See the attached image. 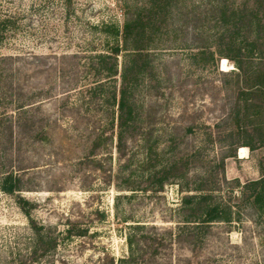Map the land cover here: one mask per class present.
Wrapping results in <instances>:
<instances>
[{"label":"rangeland","instance_id":"374dc122","mask_svg":"<svg viewBox=\"0 0 264 264\" xmlns=\"http://www.w3.org/2000/svg\"><path fill=\"white\" fill-rule=\"evenodd\" d=\"M144 2L0 0V56H11L1 65L0 118L15 119L23 101L36 130L47 117L57 120L50 142L28 132L14 134L10 143L9 132L0 130V177L13 172L22 186L18 194L0 189V264H106L111 258L114 264L119 258L127 259L122 264H264V208L241 199L242 191L251 193L242 188L246 182L264 177V101L246 95L233 62L215 57L203 65L194 59L189 35H160V49L152 53L151 86L157 87L144 83L139 92L138 108L154 144L148 158L138 139L118 153L115 135L84 157L89 139L73 120L85 116L103 126L112 109L116 121L117 109L105 111L99 95L78 109L94 76L88 58L120 45L125 12ZM214 4L183 0L180 10L209 13ZM122 56L114 79H103L105 90H118ZM146 164L157 170L176 164L185 172L179 182L201 180L215 188L216 200L231 206V221L202 228L189 223L182 230L178 208L186 192L177 181L148 190ZM18 196L27 201L28 214ZM70 222L87 228L86 234L68 236ZM136 223L153 227L139 234L154 241H142L131 255L127 236ZM48 241L56 245L44 251Z\"/></svg>","mask_w":264,"mask_h":264},{"label":"trees","instance_id":"16d2710c","mask_svg":"<svg viewBox=\"0 0 264 264\" xmlns=\"http://www.w3.org/2000/svg\"><path fill=\"white\" fill-rule=\"evenodd\" d=\"M215 1L216 4L210 7L209 13H196L195 8L182 12L180 9L183 0H145L144 4L125 12L120 45H113L107 53L89 56L87 66L89 71L94 72L93 81L92 85L83 91L82 104L78 105V109L82 105L88 107L97 95L101 97L100 103L105 111L114 105H117V109L116 121L115 111L112 109L111 114L101 123L103 126H95L94 122L84 118L85 116L80 120H73L75 124L82 123L81 130L89 139L84 152L86 159H89L102 145H107L106 140L111 141L113 135L116 138L115 148L118 153L124 154L129 142L138 139L137 141L142 142L145 147L148 158L147 155L151 153L154 144L146 128L147 117L140 114L137 101L144 83H148L151 89L157 87L154 84L151 86V82L156 79L152 53L160 49L158 43L161 34L173 32L189 35L191 38L187 48L195 50L191 54L192 57L194 59L199 57L203 65L214 61L215 57L233 62L239 71L238 75L242 78L246 95L257 96L263 103L264 70L258 65L263 64L264 59V0H252L250 7L246 2L237 7L232 0ZM173 16H182L185 20L175 24L172 20ZM121 52H123V62L119 88L105 90L104 83L114 79L113 77L118 74V56ZM8 60H11V56H0V84L5 79L4 67L1 65ZM103 79L107 80L103 81ZM26 106L23 101L18 103L15 119L0 118V130L5 129L9 132L10 143L13 142L11 138L14 134L26 135L28 132H32L36 139L50 142L57 120L50 121L47 117L40 129L36 130L35 121L25 117L28 112ZM101 127L103 128L100 131ZM105 130H110L109 136L104 135ZM260 141L264 146V138ZM147 166L148 190L161 191L165 184L177 181L181 191L186 192L181 197L178 208V212L182 215L181 221L184 223L180 227L182 230L190 227L189 223H196L192 224L193 228H202L210 222L231 221V206H223L218 199L216 200L212 195L215 188H208L201 180L193 186L179 182L178 180L182 181L185 177V172L178 170L176 164L166 165L158 170L150 167V164ZM248 187L251 188V193L245 195L242 191L243 202L245 204L259 202L261 208H264V177L246 182L242 188L246 190ZM0 189L7 194L21 191L19 177L13 172H4L0 177ZM17 203L26 214L29 213L24 206L27 201L18 196ZM31 223L35 227L34 222ZM150 228L153 227L144 223L130 225L127 244L131 255H133V247L138 246L142 241H154L143 233L139 234L142 230ZM86 232L87 228H82L73 222H70L66 229L68 236H84ZM48 244L44 251L56 245L55 241H48ZM126 260L119 258L116 264H122ZM114 263V259L111 258L106 264Z\"/></svg>","mask_w":264,"mask_h":264}]
</instances>
